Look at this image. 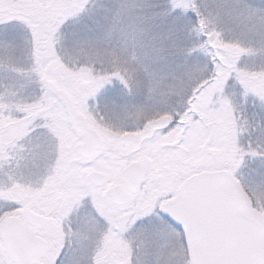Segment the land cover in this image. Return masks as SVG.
Returning <instances> with one entry per match:
<instances>
[{
    "label": "rangeland",
    "instance_id": "obj_1",
    "mask_svg": "<svg viewBox=\"0 0 264 264\" xmlns=\"http://www.w3.org/2000/svg\"><path fill=\"white\" fill-rule=\"evenodd\" d=\"M191 1L212 22V50L195 48L196 34L184 20L178 28L156 26L136 4L120 10V0H0L50 6L37 17L43 21L58 15L65 25L56 43L64 70L61 94L73 116L103 139L102 151L82 164L73 163L82 139L65 123L56 139L41 135L23 140L25 149L15 156L12 177L0 170V224L17 214L7 198L11 185L28 191L34 182L52 179L84 185L90 171L114 179L117 169L134 160L147 167L141 199L153 186L160 192L152 200L159 204L189 175L229 169L264 215V0ZM210 72L214 78L200 88ZM245 76L249 90L241 86ZM32 81L29 74H13L10 83ZM249 107L255 110L254 122ZM5 142L0 138V147ZM151 232V241L143 244L158 245L161 230ZM149 259L140 264H160ZM66 262H71L70 254ZM0 264H12L1 237Z\"/></svg>",
    "mask_w": 264,
    "mask_h": 264
},
{
    "label": "flooded vegetation",
    "instance_id": "obj_2",
    "mask_svg": "<svg viewBox=\"0 0 264 264\" xmlns=\"http://www.w3.org/2000/svg\"><path fill=\"white\" fill-rule=\"evenodd\" d=\"M49 7L27 3L0 4V138L6 139L5 145L0 147V170L4 169L10 177L15 156L25 149L23 140L41 135L56 139L60 136L62 123L83 140L71 123L77 116H73L59 88L64 70L56 43L65 25L58 15L47 21L38 19L40 12L48 11ZM13 74H29L34 82L12 85ZM61 107L65 113L64 121L61 120ZM86 124L101 137L97 129ZM102 149L103 139L102 148L96 155L82 160L78 158L76 147L77 158H73V163H89ZM3 155L6 166L1 160ZM24 157L21 154L18 161L22 162ZM142 164V185L136 194L127 193V202L123 206L114 204L110 198L112 187L120 185V169L116 170L114 179L100 171H90L87 180L82 181L84 185L59 179L36 181L29 191L23 186L19 188L18 183L11 185L7 198L10 211L17 210V214L11 213L6 219H18L39 241L40 253L32 259L36 260L35 264H66L69 254V264H140L146 258L160 264H190L183 235L167 220L165 213L166 202L176 194L177 187L159 204L153 203L152 199L160 192L153 186L141 199L147 168ZM92 173L105 177L102 186L92 184L89 180ZM12 186L19 192L16 193ZM26 200H30L31 205ZM27 216L31 219L29 222ZM56 224L62 227L64 234L59 232ZM154 228L161 230L158 245L143 244L148 238L151 241ZM60 234L64 235L63 239ZM135 237L137 242H134Z\"/></svg>",
    "mask_w": 264,
    "mask_h": 264
},
{
    "label": "water",
    "instance_id": "obj_3",
    "mask_svg": "<svg viewBox=\"0 0 264 264\" xmlns=\"http://www.w3.org/2000/svg\"><path fill=\"white\" fill-rule=\"evenodd\" d=\"M71 123L83 137L78 158L91 159L102 148L101 137L82 119L76 117ZM89 180L102 186L106 179L92 173ZM143 180L141 162L124 166L120 185L110 191L112 202L126 204L127 193L136 194ZM166 217L182 232L190 264H264V216L229 170L201 171L184 179L166 202ZM0 235L15 264L36 263L32 259L39 255L40 243L18 219L5 220Z\"/></svg>",
    "mask_w": 264,
    "mask_h": 264
},
{
    "label": "trees",
    "instance_id": "obj_4",
    "mask_svg": "<svg viewBox=\"0 0 264 264\" xmlns=\"http://www.w3.org/2000/svg\"><path fill=\"white\" fill-rule=\"evenodd\" d=\"M133 4H136L144 12L146 20L153 21L156 26L161 24L168 26L171 24L173 28H178L177 26L180 27L179 22L184 20L186 28L193 31V37L196 34L194 37L195 48L212 50L211 42L208 39L209 26H212V22L204 10L200 6H197V4L194 5V2L192 3L191 0H120V10H124V7L132 6ZM171 25L170 29L172 30ZM214 76V73L210 72L208 75L209 80H206L205 84L200 88L208 84L207 82H210ZM248 78V76H245L241 84L242 88H246L247 90H249V87L247 85L244 86V83H246ZM260 96L263 97V95ZM249 112H252L251 118L254 122V118H256L255 110L249 107L247 115L250 114ZM243 187L247 191L244 185Z\"/></svg>",
    "mask_w": 264,
    "mask_h": 264
}]
</instances>
